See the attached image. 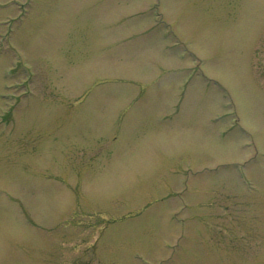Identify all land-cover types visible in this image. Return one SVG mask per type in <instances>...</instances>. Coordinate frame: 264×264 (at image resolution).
<instances>
[{
    "label": "rangeland",
    "instance_id": "obj_1",
    "mask_svg": "<svg viewBox=\"0 0 264 264\" xmlns=\"http://www.w3.org/2000/svg\"><path fill=\"white\" fill-rule=\"evenodd\" d=\"M0 264H264V0H0Z\"/></svg>",
    "mask_w": 264,
    "mask_h": 264
}]
</instances>
